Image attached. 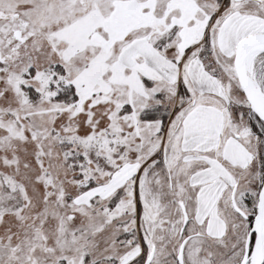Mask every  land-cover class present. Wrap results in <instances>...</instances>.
I'll use <instances>...</instances> for the list:
<instances>
[{
    "label": "snow or ice",
    "instance_id": "1",
    "mask_svg": "<svg viewBox=\"0 0 264 264\" xmlns=\"http://www.w3.org/2000/svg\"><path fill=\"white\" fill-rule=\"evenodd\" d=\"M0 264H264V0H0Z\"/></svg>",
    "mask_w": 264,
    "mask_h": 264
}]
</instances>
